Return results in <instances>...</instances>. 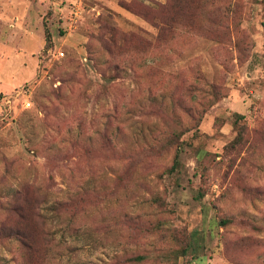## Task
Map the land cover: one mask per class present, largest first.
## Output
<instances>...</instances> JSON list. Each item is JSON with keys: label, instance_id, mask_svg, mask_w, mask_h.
Returning a JSON list of instances; mask_svg holds the SVG:
<instances>
[{"label": "rangeland", "instance_id": "1", "mask_svg": "<svg viewBox=\"0 0 264 264\" xmlns=\"http://www.w3.org/2000/svg\"><path fill=\"white\" fill-rule=\"evenodd\" d=\"M0 264H264V0H0Z\"/></svg>", "mask_w": 264, "mask_h": 264}, {"label": "trees", "instance_id": "2", "mask_svg": "<svg viewBox=\"0 0 264 264\" xmlns=\"http://www.w3.org/2000/svg\"><path fill=\"white\" fill-rule=\"evenodd\" d=\"M52 45H53L52 35L47 30V33H46V50L49 49L50 47H52ZM174 168H175V166L171 167L170 171L173 170ZM36 202L37 203L41 202L39 197L36 198ZM55 208H56L55 209L56 211L59 210V207H55ZM32 215H33L34 219L42 220V223H43L44 216L38 210V206H36L35 208L32 209ZM21 217H23V216L21 215ZM27 228L28 227H25V226H19V227L15 228V230H13V229H11V230H13L16 233L18 240L23 242L28 250L32 251L35 248V244H36L35 242H36V235L37 234H35L34 232H31V231H28ZM143 258H144L143 255H138L135 258V260L140 261Z\"/></svg>", "mask_w": 264, "mask_h": 264}]
</instances>
